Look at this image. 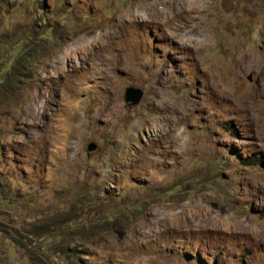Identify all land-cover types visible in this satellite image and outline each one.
I'll list each match as a JSON object with an SVG mask.
<instances>
[{
	"label": "rangeland",
	"instance_id": "1",
	"mask_svg": "<svg viewBox=\"0 0 264 264\" xmlns=\"http://www.w3.org/2000/svg\"><path fill=\"white\" fill-rule=\"evenodd\" d=\"M18 228L84 264H264V0H0V264Z\"/></svg>",
	"mask_w": 264,
	"mask_h": 264
},
{
	"label": "trees",
	"instance_id": "2",
	"mask_svg": "<svg viewBox=\"0 0 264 264\" xmlns=\"http://www.w3.org/2000/svg\"><path fill=\"white\" fill-rule=\"evenodd\" d=\"M25 49L23 48L22 44L20 43V48H16L13 51L15 54V65L13 66L11 72L17 71V74L20 73V69L24 66L23 63V55L25 53ZM11 55L12 52H10ZM17 237H14L15 244L23 250L24 258L26 259L28 264H50L51 257L60 256L62 263L57 264H84V260L87 259L82 257L78 250L58 252V253H51L50 249L44 248H36L34 247L33 240L31 238L35 237L36 234L34 232H25L22 231L21 228L17 229ZM56 237L62 238L63 234L59 233ZM84 259V260H83Z\"/></svg>",
	"mask_w": 264,
	"mask_h": 264
},
{
	"label": "water",
	"instance_id": "3",
	"mask_svg": "<svg viewBox=\"0 0 264 264\" xmlns=\"http://www.w3.org/2000/svg\"><path fill=\"white\" fill-rule=\"evenodd\" d=\"M143 97V92L136 88H128L125 93V101L128 105H137ZM95 145H90L89 150H93Z\"/></svg>",
	"mask_w": 264,
	"mask_h": 264
}]
</instances>
